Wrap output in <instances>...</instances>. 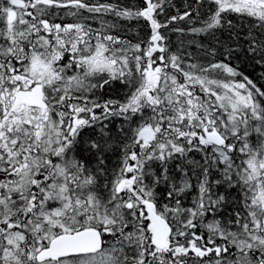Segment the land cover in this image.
Segmentation results:
<instances>
[{"label": "snow or ice", "instance_id": "snow-or-ice-1", "mask_svg": "<svg viewBox=\"0 0 264 264\" xmlns=\"http://www.w3.org/2000/svg\"><path fill=\"white\" fill-rule=\"evenodd\" d=\"M0 264H264V0H0Z\"/></svg>", "mask_w": 264, "mask_h": 264}, {"label": "trees", "instance_id": "trees-1", "mask_svg": "<svg viewBox=\"0 0 264 264\" xmlns=\"http://www.w3.org/2000/svg\"><path fill=\"white\" fill-rule=\"evenodd\" d=\"M174 39H175V37H174Z\"/></svg>", "mask_w": 264, "mask_h": 264}]
</instances>
